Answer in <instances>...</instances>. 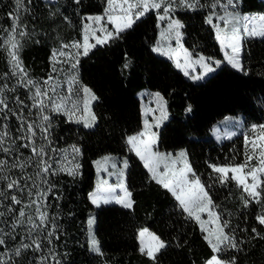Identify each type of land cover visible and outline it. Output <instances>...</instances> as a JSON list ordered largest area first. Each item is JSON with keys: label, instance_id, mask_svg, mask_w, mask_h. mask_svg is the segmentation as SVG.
Wrapping results in <instances>:
<instances>
[{"label": "trees", "instance_id": "16d2710c", "mask_svg": "<svg viewBox=\"0 0 264 264\" xmlns=\"http://www.w3.org/2000/svg\"><path fill=\"white\" fill-rule=\"evenodd\" d=\"M209 2L201 0L204 4ZM25 3L27 11L21 12L20 24L27 35L21 40L20 59L36 81L47 77L53 49L80 40L82 17L102 13L107 4L106 0H82L80 5L73 0H25ZM239 8L246 12L263 11L264 0H240ZM14 10L15 0H0V44L6 36L3 30L11 27L8 13ZM207 14V8L177 9L174 14L185 25L182 29L184 46L222 62L214 65V71L201 80H191L176 68L172 59L153 51L159 28L154 10L123 31L119 38L79 57V79L97 98L91 102L96 124L84 128L82 124L69 122L63 115L54 114L53 147L59 150L77 146L80 149L77 161L81 165L80 174L74 178L63 173L51 177L56 188L49 196L48 211L57 217L60 239L54 240V244L62 264H204L213 255L200 225L180 213L172 195L149 178L142 161L126 144L127 136L141 128L138 91L152 89L163 95L168 112L158 130V150L184 148L192 170L205 185L212 184L210 176L215 175L209 164L223 166L244 161L243 128L264 122V38L244 42L243 64L248 72L244 75L224 61L215 31L205 23ZM126 62H130L128 68H124ZM5 73L10 75V66L6 51L0 47V77ZM7 82L11 86L15 78ZM15 95L26 100L28 93L18 88L11 98ZM26 103L30 104L27 100ZM226 115L237 116L241 127L235 135L218 140L210 130ZM9 123L15 125V117ZM21 151L29 155L28 150ZM103 154L127 160L125 184L133 199L131 208L116 203L96 207L91 203L89 191L94 185V160ZM54 155L60 158L59 152ZM12 174L18 176L19 171L13 170ZM210 194L217 206L216 212L230 223V229L225 231L235 229L236 237L243 241L240 251L229 249L217 254L219 258L228 261L235 257L236 264H264V225L256 220L261 206L253 201L245 208L242 196L246 194L231 180L224 186L215 183ZM24 199L27 200L26 195ZM89 212L95 214L94 233L100 254L88 246ZM141 227H147L166 243L156 254L155 262L140 251L138 231ZM254 227L259 237L252 233ZM18 231L23 235L22 229ZM39 255L28 250L15 264H35L34 257Z\"/></svg>", "mask_w": 264, "mask_h": 264}, {"label": "snow or ice", "instance_id": "6c2138e0", "mask_svg": "<svg viewBox=\"0 0 264 264\" xmlns=\"http://www.w3.org/2000/svg\"><path fill=\"white\" fill-rule=\"evenodd\" d=\"M73 2L80 5L82 0H73ZM239 2L240 0H210L208 4H204L201 0H106L107 6L103 15L82 17V42L61 44L59 49L52 50L50 63L52 73L57 75L49 74L41 83L29 76L20 59L21 40L27 35L20 24L21 12L27 11V7L25 0H15V10L8 13L11 27L3 30L6 36L2 37L3 43L0 44L7 53L10 66V75L5 73L0 77V81H4L0 83V154H2L0 156V264H15L16 259L28 250L40 253L38 258L34 257L35 264H50V262L62 264L54 244V240L60 239L57 234L59 229L57 217L51 216L48 211L49 196L56 188L51 177L63 173L74 178L80 174L81 165L77 161L80 155L77 146L72 145L69 149L59 150L53 147L54 114L63 115L69 122L82 124L84 128H92L96 124V115L91 111V101L97 98L88 87L79 86L76 76L79 57L87 56L95 47L106 45L111 40L119 38L123 31L133 27L137 20L154 10L157 14L158 26L160 22L167 21V28L161 32V37L168 40L175 39L177 49L164 51L157 46L153 51L168 55L174 60L176 68L182 70L185 76L199 80L203 74L214 71L213 65L219 66L222 62L184 49L182 29L185 25L175 18L174 14L177 9L196 11L207 8L205 23L215 31V38L224 52V61L237 72L247 75L248 72L243 64L244 42L257 37L264 38V15L260 17L244 15L239 10ZM67 19L68 17H65V20ZM105 20L113 26V30L107 28ZM90 40H94L95 43H91ZM177 50L182 52L183 63L174 55ZM129 63L126 62L124 68H128ZM63 64L69 65L64 80L67 84L66 95L58 79L64 69H58L57 65ZM196 65L203 69V73L193 76L189 69L195 71ZM11 77L15 78V84L10 86L7 81ZM18 88L27 90L26 100L30 104L20 95L11 98ZM80 93H83L82 97ZM74 96L77 99H73ZM155 96L160 102V119H165L166 101L159 93H155ZM188 110L190 111V108ZM31 116H35V119H29ZM12 117H15V125L9 123ZM158 123L159 121L157 126ZM151 127L145 121L142 132L127 137L126 144L129 150L135 152L143 162L149 178L172 195L180 213L200 225L202 233L205 234L204 239L213 252L206 264H236L235 257L225 261L217 255L229 249L240 251L239 245L243 241L238 240L235 229L225 231L230 229V223L216 212L217 206L213 203L210 189L217 182L224 186L229 180L235 181L246 194L242 196L245 208L253 201L261 206V213L256 216V220L260 225H264V198H262L264 125L252 126L251 130L254 133L259 129L258 136L250 139L245 135L243 163L208 165L215 174L210 176L213 183L209 185L202 183L201 178L196 176L187 162L185 151H180L175 157L171 153L155 151L156 133L150 130ZM22 149L28 150L29 155L26 156ZM58 152L60 158L56 159L54 154ZM111 159L105 156L95 161L97 172L101 171L102 163L105 165L103 170L107 171ZM254 159L257 161L256 165L251 164ZM127 163L124 161V167H127ZM115 167L116 165L112 164V168ZM29 168L34 171L29 173L27 171ZM13 170H18L19 175H13ZM114 174L116 173H109V175ZM117 179L119 181L117 185L102 186L96 192L90 193L91 203L100 207L102 204L115 202L124 208H131L133 201L131 193L125 186L122 171L117 175ZM117 188L122 194H116ZM25 195L27 200L24 199ZM17 206H19L18 211ZM202 213H207L208 220L202 219ZM94 223L95 217L90 216L87 221L88 246L91 251L100 254L99 242L93 233ZM206 225L211 226L206 227ZM21 229L23 235L18 231ZM252 233L256 237L260 236L255 227L252 228ZM145 236L149 238L147 244H145ZM17 237H19L18 241ZM139 238L141 253L155 262L156 254L166 247V243L147 229L139 232Z\"/></svg>", "mask_w": 264, "mask_h": 264}, {"label": "crops", "instance_id": "0c3cea01", "mask_svg": "<svg viewBox=\"0 0 264 264\" xmlns=\"http://www.w3.org/2000/svg\"><path fill=\"white\" fill-rule=\"evenodd\" d=\"M239 10L244 15H248V16H252V17H260V16L264 15V10L263 11H258V12L257 11L256 12H246V11H242L240 8H239ZM159 35H160V28H158V36H157V39H156L155 43L153 44V48H154V46H156L155 44L157 43V41H158V39L160 37ZM182 46H183L184 49H187L184 46L183 42H182ZM161 47H162V49L164 51H168L169 49H177V45L174 42V40H168V41L164 40V43H163V45ZM222 54H223V57H224V52L223 51H222ZM174 55L177 56L178 58H180L181 62L183 63L182 52L177 50L174 53ZM166 57H169V56L167 55ZM213 68H215L214 65H213ZM189 71L191 72V75H193V76L194 75H201L203 73V69L199 65L195 66V71H193L192 69H189ZM207 74H209V73L203 74L202 78L205 77ZM187 77L190 78V76H187ZM190 79L193 80L192 78H190ZM201 79H199V80H201ZM193 81H198V80H193ZM155 93H159L163 97V95L158 90L141 89V90L138 91V96H139V99H140V109H141V128H140L139 131H137L135 133H132V134H129L128 136L136 135V134L142 132L144 130V128H145V121H147L148 124L152 126L150 130L152 132L156 133V144L154 145V150L162 152V153H171L173 155V157H175V155L177 153H179L180 151H185L186 152V150L184 148H181V149H177V150H173V151H161V150H158L156 148L157 143H158V130L161 127V125L163 124V122L167 119L168 112H167V109H166V118L165 119H160V117H161L160 102L156 98ZM164 101H166L165 98H164ZM228 117H231V116H228V115L224 116L220 120L216 121L211 127L210 131H211L212 135L218 140H221V139L229 137L230 132L237 131L235 129L236 126L231 121L227 120ZM157 121H159L158 126H157ZM239 124H241V122H239ZM240 127L241 126L237 127V129H240ZM105 156H109V157L112 158L111 161L107 165V171L103 170L105 165L102 163L101 164V171L98 173L97 172V168H96V166L94 164V168H95L94 185H93L92 189L89 191V194L93 193V192H96L98 190V188H100L102 186L103 187H107L108 185H112V186L117 185L119 183V181L117 179V175H119V173L121 171L123 172V179H124V183H125V172H126V168L127 167H124V161H127V160L124 157H119V156L114 155V154H103V155L97 157L94 160V162L97 161V160H101ZM187 162H188V157H187ZM112 164L116 165L115 169L112 168ZM219 166H222V165H219ZM110 172H115L116 174L109 175ZM105 181L107 182L106 184L104 183ZM125 186H126V184H125ZM116 194L117 195L122 194L120 192L119 188L116 189ZM131 200L133 201L132 196H131ZM112 203H115V202H112ZM132 206H133V204H132ZM201 216H202L203 220H208L207 213H202ZM206 226L209 227L211 225H206ZM142 229H147L148 232L155 234L154 232L149 230L147 227H141L139 229V231H138V241H139L140 247H141V243H140V238H139V232ZM144 239H145V244H147L149 242V238L147 236H145Z\"/></svg>", "mask_w": 264, "mask_h": 264}, {"label": "rangeland", "instance_id": "374dc122", "mask_svg": "<svg viewBox=\"0 0 264 264\" xmlns=\"http://www.w3.org/2000/svg\"><path fill=\"white\" fill-rule=\"evenodd\" d=\"M106 6H107V4H106ZM105 9V8H104ZM103 13H104V10H103V12L102 13H99V14H88V15H85V16H91V15H103ZM86 22V21H85ZM105 23H106V26H107V28L109 29V30H113V26L111 25V24H108L107 22H106V20H105ZM214 23H215V21H214ZM159 28H160V37H159V39H158V41H157V43L155 44L156 46H162L163 45V43H164V40H167L168 41V39H163L162 37H161V32L164 30V29H166L167 28V21H163V22H160L159 23ZM97 35H99V33H97ZM82 37H83V23H82V27H81V38H80V40H78V41H80V42H82ZM171 40H174V42L176 43V41H175V39H171ZM72 42H75V41H72ZM72 42H70L69 44H71ZM90 42L91 43H95V41L94 40H90ZM158 42H159V44H158ZM156 46H154V47H156ZM60 47H58V48H55V49H59ZM162 48V47H161ZM72 51H75L74 49H72ZM81 51H82V49H81ZM157 54H159V55H163V54H161L160 52H156ZM163 56H167V55H163ZM62 59V58H61ZM57 68L58 69H60V68H63L64 69V71L63 72H60V74H59V77H58V79H60V81H61V83H62V87H63V91H64V94L66 95L67 94V84L66 83H64V80H65V78H66V76H67V72L69 71V65H67V64H63V65H57ZM49 74H52L53 76H56L57 74H55V73H52V65H51V69H50V71H49V73H48V75H47V77L49 76ZM76 76H77V78H78V81H79V86H84L82 83H81V81H80V79H79V76H78V64H77V69H76ZM47 77H45V78H43V79H41L39 82H43V80L44 79H46ZM83 96V93H80V97H82ZM73 99H77V97H73ZM92 102V101H91ZM91 111H92V109H91ZM228 116H231V117H228L227 118V120L228 121H231L236 127H235V129L238 131V129H237V127H239L240 126V124H239V122H240V119L237 117V116H233V115H228ZM67 118V117H66ZM253 125H264V122L263 123H260V124H252V125H250V126H247V127H244L243 128V132H244V135H247V136H249V138L251 139V138H254V137H256V136H258L259 135V129L257 130V132H252V126ZM237 132L236 131H233V132H230V134H229V137L230 136H233V135H235ZM70 148V146L69 147H65L64 149H69ZM245 160V159H244ZM244 162V161H243ZM242 162V163H243ZM256 163H257V161L254 159L253 161H251V164L252 165H256ZM230 175H231V173H229ZM95 217V214L93 213V212H89L88 213V216H87V221H88V219H89V217ZM94 225H95V223H94ZM94 225H93V233H94ZM86 226H87V236H88V224H87V222H86ZM207 227V226H206ZM94 235H95V233H94ZM204 264H206V262L204 263Z\"/></svg>", "mask_w": 264, "mask_h": 264}]
</instances>
